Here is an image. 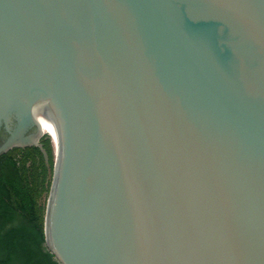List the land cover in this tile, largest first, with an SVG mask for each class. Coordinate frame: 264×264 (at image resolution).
<instances>
[{
	"label": "water",
	"instance_id": "obj_1",
	"mask_svg": "<svg viewBox=\"0 0 264 264\" xmlns=\"http://www.w3.org/2000/svg\"><path fill=\"white\" fill-rule=\"evenodd\" d=\"M43 135L60 264H264V0H0V154Z\"/></svg>",
	"mask_w": 264,
	"mask_h": 264
},
{
	"label": "trees",
	"instance_id": "obj_2",
	"mask_svg": "<svg viewBox=\"0 0 264 264\" xmlns=\"http://www.w3.org/2000/svg\"><path fill=\"white\" fill-rule=\"evenodd\" d=\"M53 176L48 135L0 154V264H60L45 235Z\"/></svg>",
	"mask_w": 264,
	"mask_h": 264
},
{
	"label": "bare ground",
	"instance_id": "obj_3",
	"mask_svg": "<svg viewBox=\"0 0 264 264\" xmlns=\"http://www.w3.org/2000/svg\"><path fill=\"white\" fill-rule=\"evenodd\" d=\"M55 173H56V168H55ZM55 184H56V182H55Z\"/></svg>",
	"mask_w": 264,
	"mask_h": 264
}]
</instances>
